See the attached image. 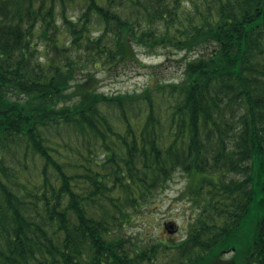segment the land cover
I'll return each instance as SVG.
<instances>
[{"label":"trees","instance_id":"16d2710c","mask_svg":"<svg viewBox=\"0 0 264 264\" xmlns=\"http://www.w3.org/2000/svg\"><path fill=\"white\" fill-rule=\"evenodd\" d=\"M76 2L0 0V264H264V0ZM137 44L182 75L100 90ZM178 171L187 234L138 238Z\"/></svg>","mask_w":264,"mask_h":264},{"label":"rangeland","instance_id":"374dc122","mask_svg":"<svg viewBox=\"0 0 264 264\" xmlns=\"http://www.w3.org/2000/svg\"><path fill=\"white\" fill-rule=\"evenodd\" d=\"M84 6L83 0H77L76 4L68 6L67 14L70 19L77 18ZM100 28L97 23L92 24L91 35H97ZM62 39H65L66 44L69 42V39L64 36ZM135 49L142 65H123L116 70L111 68V71H109L110 69L105 70L103 67L96 68L97 76L100 79V90L106 93L140 90L155 80L177 79L182 75L183 52L170 50L164 46H157L155 50L149 51L140 44L135 45ZM44 51L45 48H42L39 52L40 60H43ZM187 184V174L176 172L169 185L157 193L149 205L143 207L131 231L138 238L143 237V239H146L150 232L159 231L163 237H167L171 241L185 237L192 216L197 212V206L190 203L185 192Z\"/></svg>","mask_w":264,"mask_h":264}]
</instances>
